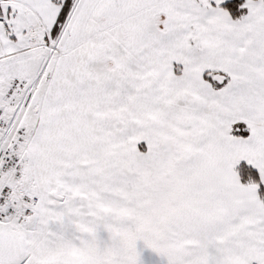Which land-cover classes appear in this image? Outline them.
Returning <instances> with one entry per match:
<instances>
[{
    "label": "snow or ice",
    "instance_id": "obj_1",
    "mask_svg": "<svg viewBox=\"0 0 264 264\" xmlns=\"http://www.w3.org/2000/svg\"><path fill=\"white\" fill-rule=\"evenodd\" d=\"M0 264H264V0H0Z\"/></svg>",
    "mask_w": 264,
    "mask_h": 264
}]
</instances>
